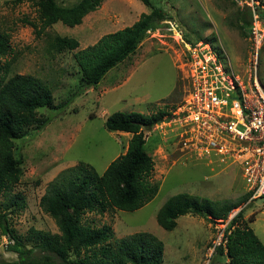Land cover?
Here are the masks:
<instances>
[{"label":"rangeland","instance_id":"rangeland-1","mask_svg":"<svg viewBox=\"0 0 264 264\" xmlns=\"http://www.w3.org/2000/svg\"><path fill=\"white\" fill-rule=\"evenodd\" d=\"M56 1L72 5L78 0ZM233 1L151 0L153 6L164 11L165 19L147 32L135 53L109 69L95 86L88 87L81 80L74 53L103 34L134 22L141 12L147 11L141 1L102 0L80 24L68 27L55 23L37 36L33 27L23 21L36 20L33 0H0V32L8 37L13 49L3 60L8 65V76L14 73L34 76L53 95L50 107L37 109L38 116L48 118V122L41 128L27 127L14 144L21 172L11 192L23 197L24 207L9 219L24 245L30 247L36 241L33 231L57 232L53 218L39 203L47 184L56 175L80 161L102 173L125 151L131 133L108 131L104 121L109 114L115 111L147 114L159 108L177 113L183 109V100L189 99L191 74L185 43H210L216 53L228 59L240 78L253 74L249 60L255 50L242 18L251 24L258 19L263 32L264 0ZM55 34L76 38L78 47L60 52L50 50L48 36ZM257 52L256 76L264 88V32ZM180 124L183 122L165 121L144 131V149L154 161L150 179L158 184L153 199L132 212L113 209L102 215L86 213L84 218L92 219L96 227L110 226L112 244L139 231L155 235L163 243L161 264H225L226 259L214 251L225 221L210 222L185 214L176 219L172 230H165L156 222V211L166 198L178 192L215 201H239V207L230 215L243 209V219L264 244V196L241 202L247 192L241 167L214 157L200 158L188 151L181 142ZM4 199L0 196V202ZM0 207L3 208L2 203ZM7 241V237L0 235V259L14 260L17 256L6 249ZM38 253L35 249L34 254ZM59 263L54 258V264Z\"/></svg>","mask_w":264,"mask_h":264},{"label":"trees","instance_id":"trees-1","mask_svg":"<svg viewBox=\"0 0 264 264\" xmlns=\"http://www.w3.org/2000/svg\"><path fill=\"white\" fill-rule=\"evenodd\" d=\"M102 0H78L63 5L56 0H33L36 20L24 23L33 27L37 36L55 23L73 27L83 17L96 10ZM146 7L138 18L113 32L103 34L96 42L74 53L81 80L93 87L104 74L135 53L147 32L165 19L164 11L139 0ZM231 2L234 3L233 0ZM244 24L251 23L243 17ZM250 19V15H249ZM247 30V31H248ZM48 48L53 51L73 50L78 47L76 38L66 35H49ZM8 37L0 32V235L7 237L6 249L16 254L14 260L0 259V264H161L163 243L155 235L139 231L111 243L110 226H93L86 213L104 214L107 210L135 211L158 191L151 181L154 161L144 149L145 133L155 124L171 117L164 108L155 112L115 111L109 114L104 126L108 131L131 133L125 151L114 158L98 173L83 161L56 175L40 197L42 210L53 218L57 232L54 234L33 231L36 236L32 246L24 245L11 227L10 215L22 210L23 197L11 192L18 183L21 160L14 155L15 140L22 137L27 127L41 128L48 118H41L37 109L53 104L52 92L36 77L20 73L8 76V65L3 60L12 54ZM11 195V196H9ZM249 193L241 198L247 201ZM239 201L211 200L196 194L178 192L166 198L155 214L157 224L172 230L176 219L185 214L197 215L210 222L225 221L220 242L214 251L226 259L225 264H264V244L243 219V209L229 218L239 207ZM252 221V217H249ZM38 249L40 253L34 254Z\"/></svg>","mask_w":264,"mask_h":264},{"label":"built area","instance_id":"built-area-1","mask_svg":"<svg viewBox=\"0 0 264 264\" xmlns=\"http://www.w3.org/2000/svg\"><path fill=\"white\" fill-rule=\"evenodd\" d=\"M263 32L255 19L248 30L255 50L249 60L253 74L244 78L210 43H185L191 70L189 99L183 100V109L162 121L183 122L181 142L191 153L239 165L248 201L264 196V88L256 76Z\"/></svg>","mask_w":264,"mask_h":264}]
</instances>
